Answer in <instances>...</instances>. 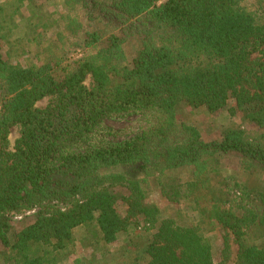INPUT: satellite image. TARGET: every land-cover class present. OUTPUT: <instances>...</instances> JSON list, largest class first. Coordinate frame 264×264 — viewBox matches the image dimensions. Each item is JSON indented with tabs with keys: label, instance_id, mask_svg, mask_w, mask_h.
<instances>
[{
	"label": "trees",
	"instance_id": "trees-1",
	"mask_svg": "<svg viewBox=\"0 0 264 264\" xmlns=\"http://www.w3.org/2000/svg\"><path fill=\"white\" fill-rule=\"evenodd\" d=\"M50 3L66 11L49 12ZM258 3L249 10L243 0L0 1L2 264H64L79 227L89 230L80 242L94 254L75 264H216L215 230L204 227L210 218L223 230L225 260L232 237L234 264H264V244L249 239L264 225V195L243 193L242 214L238 198L228 195L227 207L212 197L211 210L188 207L197 218L160 208L147 190L153 178L161 196L180 205L183 186L169 176H200L221 154L240 155L264 174ZM199 108H228L262 132L240 124L204 140L182 118ZM130 117L137 131L116 139L121 132L108 121ZM23 210H34V220L15 231L10 213Z\"/></svg>",
	"mask_w": 264,
	"mask_h": 264
},
{
	"label": "rangeland",
	"instance_id": "rangeland-1",
	"mask_svg": "<svg viewBox=\"0 0 264 264\" xmlns=\"http://www.w3.org/2000/svg\"><path fill=\"white\" fill-rule=\"evenodd\" d=\"M1 1V0H0ZM59 1V0H57ZM165 0H159V4H162ZM244 6H246L249 10L258 9L260 4L258 0H243ZM51 5V3H50ZM56 5H51L48 7L49 12H55L57 14L63 13L66 11L64 8L57 7ZM59 8V10H58ZM58 10V11H57ZM76 56V52L73 54ZM48 103V100H43L39 103V107H45ZM229 106H232V103H229ZM182 118L198 127L200 130L202 137L204 140H212L215 138H222V132L233 125H242L248 132L254 134H260L262 131L254 127L252 124H248L242 121L241 115L238 114L234 117L230 116L229 110L224 109L216 114L210 115L204 108H199L196 110L187 109ZM136 117H130L128 119H119L115 121H108V124L115 130L120 131V136L116 139L130 137L134 132L137 131V126L140 124L136 123ZM264 133V131H263ZM18 134V129L13 128L11 131L10 138L11 140H15ZM260 139L264 144V137L261 136ZM255 168L250 163L246 162L242 156L237 154H221L215 157L208 159V164L206 170L200 176H194L191 172L184 171L175 174H171V178L169 176V180H174L176 185L181 184L183 186V197L181 200L183 202L180 205H171L169 202L161 196L159 193L160 186L158 185L157 181L153 178H149L148 182V194L149 200L154 204L158 205L162 209H168L169 206H172L173 211L177 212L179 210L182 213L188 214L189 217L195 215L198 216L199 211L193 209L197 207L205 208L206 210L212 209V201L211 198L215 197L218 199L219 203L224 206V202L228 201L227 196H233L238 198L236 205L233 203L234 207L237 212H241V205L244 207L246 203L240 202V196L243 193L250 192L253 193L256 197L262 198L264 195V174ZM188 184H191L188 185ZM193 184V185H192ZM188 187H190L189 190ZM234 187V189H232ZM192 193V198L187 199L188 196ZM195 196H199L202 199H198L197 201L194 199ZM230 202V201H229ZM261 204V201H260ZM229 204L227 203V205ZM188 207H193V209L189 210ZM118 209L121 214L125 215L127 211V207L125 204H118ZM190 212V213H189ZM34 212H29L28 210L12 212L10 213L11 219L13 221V228L14 230H19L26 224L31 223L34 220ZM208 224H204L205 230L210 232V230L214 229L210 233V237L213 244V250L215 253V261L216 264H234L236 259V255L238 252V244L234 241L232 237H229V245H230V255L229 259L225 260L223 255V245H224V233L222 228L220 227L219 223L216 220H206ZM255 224V223H254ZM258 225H254L250 229L249 239L251 241H258L259 243L264 244V225L261 223H257ZM89 230L85 227H79L75 231V239L76 243H74L73 253L74 255L71 256L64 264H75L76 258L78 256H91L94 254L91 247L84 246L81 244L80 240L88 235ZM124 240V234H120L118 241L111 246V251L115 252V249L120 247L121 242ZM2 247H0V252ZM110 251V250H109ZM131 257L124 256L121 260H126V262L130 261ZM117 259V257H116ZM3 262V256H0V264ZM123 262V261H122ZM114 264V263H112ZM124 264V262H123Z\"/></svg>",
	"mask_w": 264,
	"mask_h": 264
},
{
	"label": "built area",
	"instance_id": "built-area-1",
	"mask_svg": "<svg viewBox=\"0 0 264 264\" xmlns=\"http://www.w3.org/2000/svg\"><path fill=\"white\" fill-rule=\"evenodd\" d=\"M29 212H34V210H32V211H29Z\"/></svg>",
	"mask_w": 264,
	"mask_h": 264
}]
</instances>
